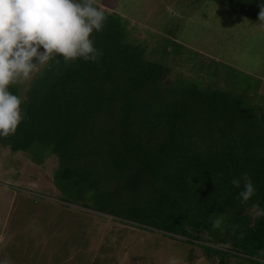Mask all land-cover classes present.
<instances>
[{
	"label": "trees",
	"instance_id": "obj_1",
	"mask_svg": "<svg viewBox=\"0 0 264 264\" xmlns=\"http://www.w3.org/2000/svg\"><path fill=\"white\" fill-rule=\"evenodd\" d=\"M211 1L264 26V0ZM100 10L104 27L90 37L98 60L65 62L57 54L37 63L28 82L11 84L25 115L0 145L37 164L55 156L53 184L66 203L191 238L189 261L202 245L207 261L216 252L217 264H264L259 83L242 89L235 71L226 86L198 83L173 70L170 58L187 50L176 39L164 36L161 51L156 42L132 39L118 13ZM245 174L255 187L246 202L243 179L239 188L231 183Z\"/></svg>",
	"mask_w": 264,
	"mask_h": 264
},
{
	"label": "rangeland",
	"instance_id": "obj_2",
	"mask_svg": "<svg viewBox=\"0 0 264 264\" xmlns=\"http://www.w3.org/2000/svg\"><path fill=\"white\" fill-rule=\"evenodd\" d=\"M92 2L125 19L134 40L156 42L162 51L164 36L176 39L187 50L170 59L173 70L185 77L226 86L235 71L242 89L259 83L257 97H264L260 22L211 0ZM31 76L22 80L28 82ZM56 167L55 156L46 155L37 164L24 152L0 145V264L218 263L219 253L211 252L213 261L203 258L201 252L208 248L202 245L189 261L191 238L175 240L164 232L124 224L119 218L62 201L53 184ZM226 263L238 264L233 258Z\"/></svg>",
	"mask_w": 264,
	"mask_h": 264
},
{
	"label": "clouds",
	"instance_id": "obj_3",
	"mask_svg": "<svg viewBox=\"0 0 264 264\" xmlns=\"http://www.w3.org/2000/svg\"><path fill=\"white\" fill-rule=\"evenodd\" d=\"M259 19L264 20V7ZM105 20L92 0H0V137L14 135L25 115L22 99L9 86L29 78L37 63L45 65L57 54L65 62L97 61L101 53L90 37L103 29ZM241 179L239 196L246 202L255 187L247 174L234 178L232 185L239 188ZM221 222L213 220V228Z\"/></svg>",
	"mask_w": 264,
	"mask_h": 264
}]
</instances>
